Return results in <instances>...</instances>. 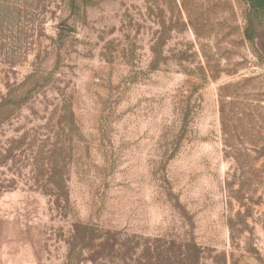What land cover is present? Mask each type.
Returning <instances> with one entry per match:
<instances>
[{
    "label": "rangeland",
    "instance_id": "1",
    "mask_svg": "<svg viewBox=\"0 0 264 264\" xmlns=\"http://www.w3.org/2000/svg\"><path fill=\"white\" fill-rule=\"evenodd\" d=\"M0 264H264V9L0 0Z\"/></svg>",
    "mask_w": 264,
    "mask_h": 264
},
{
    "label": "trees",
    "instance_id": "2",
    "mask_svg": "<svg viewBox=\"0 0 264 264\" xmlns=\"http://www.w3.org/2000/svg\"><path fill=\"white\" fill-rule=\"evenodd\" d=\"M253 7L264 9V0H251Z\"/></svg>",
    "mask_w": 264,
    "mask_h": 264
}]
</instances>
